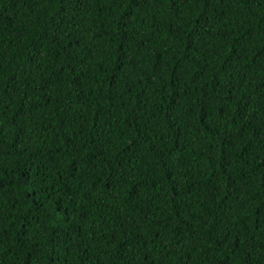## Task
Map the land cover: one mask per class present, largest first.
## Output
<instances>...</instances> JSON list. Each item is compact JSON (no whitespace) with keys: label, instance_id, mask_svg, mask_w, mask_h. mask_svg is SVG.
Wrapping results in <instances>:
<instances>
[{"label":"trees","instance_id":"16d2710c","mask_svg":"<svg viewBox=\"0 0 264 264\" xmlns=\"http://www.w3.org/2000/svg\"><path fill=\"white\" fill-rule=\"evenodd\" d=\"M0 264H264V0H0Z\"/></svg>","mask_w":264,"mask_h":264}]
</instances>
